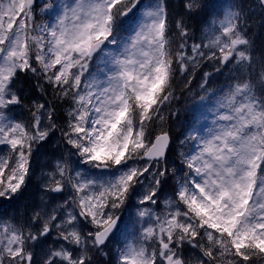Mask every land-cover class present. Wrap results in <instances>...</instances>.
I'll use <instances>...</instances> for the list:
<instances>
[{"label":"snow or ice","instance_id":"1","mask_svg":"<svg viewBox=\"0 0 264 264\" xmlns=\"http://www.w3.org/2000/svg\"><path fill=\"white\" fill-rule=\"evenodd\" d=\"M180 8L173 23L167 0H0V206L52 157L31 215H0V264H264V55L248 34L264 0ZM205 64L210 121L173 137L174 85ZM24 83L58 103L27 102Z\"/></svg>","mask_w":264,"mask_h":264},{"label":"rangeland","instance_id":"2","mask_svg":"<svg viewBox=\"0 0 264 264\" xmlns=\"http://www.w3.org/2000/svg\"><path fill=\"white\" fill-rule=\"evenodd\" d=\"M170 1L173 3V5L175 6V9H176L174 14L172 15V22L174 23L175 19H178V17L175 15V13L179 12L181 10V8H180L181 0H170ZM53 2H55V0H53ZM145 2H148V0H145ZM217 4L218 5H226V2H225V0H217ZM172 13H173V11H172ZM43 19H47V17H44ZM37 22L40 23V22H43V20H38ZM134 23H135V18L127 20L125 27H124V30L121 33V35L123 37H126L127 35H129L131 33V28L133 27ZM198 23H200L199 19L196 21H193L191 24V27L193 29H195V27ZM203 71H212L210 64H205L204 67H202L200 70L197 71V73L199 75L197 77L196 91L199 92V94H200V88L198 86V82L201 79V73ZM194 82H196V80H194ZM175 85H178L179 87H181L182 89L185 90L183 102L187 103V102H189V100L196 101L195 103H193L189 107L188 111L186 112V116L188 117V121L190 122V124H189L190 127L193 124H196L197 120H199L198 126H200L203 129L204 125L210 121V113H209L208 109L212 106V102L211 101H205V102L201 103L199 97H196L191 91H188L189 87L185 86L184 80L182 78L178 79L176 81ZM22 87L25 91V94L27 97V102L30 103L32 100H38L39 102H45V100H47L50 102V100H48L47 94L42 95L41 93H39L34 87H32L31 83H24L22 85ZM49 93H51V92H49ZM174 103H176V100L173 102L171 107H173ZM16 115L21 119H29L30 118V115H29L28 110L26 108L19 109L17 111ZM165 115H166V113H165ZM204 117H208V120L206 121L204 119ZM165 127L168 128V130L170 132L172 131L170 129L169 125L166 124ZM51 159H52L51 156H45L44 154H42L36 160H34V162L38 165L37 171L34 170L35 168L33 165L34 171H33V175L31 176L32 178H35V181H36V184H33V185H35V187H32L34 192L32 194L30 192L27 196H25V201L22 202V207L20 206V209H17L16 216L12 212H11L12 214L7 213V210H6L5 211L6 214L4 215L6 218L15 217V218L23 221V219H25L27 216L31 215L32 208L35 205H38L40 203V197L42 195V189H41L40 185H41L42 180L44 178L42 176V173L49 170L48 165H49V162L51 161ZM121 211H123L125 224L130 226L132 223V220H130V216L134 219L135 209L129 207L127 211H124L123 209ZM121 228L123 229L124 225H122ZM113 250H114V248H113Z\"/></svg>","mask_w":264,"mask_h":264},{"label":"trees","instance_id":"3","mask_svg":"<svg viewBox=\"0 0 264 264\" xmlns=\"http://www.w3.org/2000/svg\"><path fill=\"white\" fill-rule=\"evenodd\" d=\"M167 2H168V5L170 7V12L173 11V14H174V12L176 11L175 6L173 5V3L170 0H167ZM225 2L227 4V3L231 2V0H225ZM244 2L246 4H251V3H254L255 0H244ZM200 29H201V24L198 23L195 27V30H197L199 32ZM248 34H249L250 39L253 41L254 54H255L256 58L259 59L260 56L264 55V26L261 25V17H260L259 9H256L254 11V15L252 16V19L249 21ZM198 75L199 74L196 73L195 78L193 79L191 85L187 86L191 89V92L196 97H199V92L196 91V84H197ZM194 80H196V82H194ZM210 80H211V85H210L211 88L220 89L222 86L225 87L226 84L228 83V74L222 75L219 73H215L210 78ZM174 88H175V92H176L178 99L176 100V103H174L172 109H175L178 111L176 112V115L174 117L169 114L168 109H165V113H166V116L168 117L167 125H169L170 129L172 130L171 134L173 135V137H176V136H180L183 131H186L190 127V125H189L190 122L188 121V117L186 116V112L188 111L189 107L193 103H195L196 101L189 100V102H187V103L183 102L185 90L182 89L181 87H179L178 85H174ZM200 92H201V90H200ZM47 97H48V100H50V102L47 100H45V102H49V103H53V104L58 103L56 101V99L54 98V96L52 95V93H47ZM60 115L62 118L63 110H61ZM59 139H60V136H59V133H57L56 134V140L58 141ZM42 153L45 156H51L50 150L48 152H44V150H42ZM33 165L35 168L34 170H37L38 165L35 162H33ZM28 185L30 187V182L28 183ZM31 186H33V185H31ZM32 192H34V191H32ZM25 196H27V195L24 194L23 196H21L22 197L21 199H23V201H25ZM20 202H19V200H17V204H19ZM5 211H6V204L3 203V205L0 206V215L2 213H4Z\"/></svg>","mask_w":264,"mask_h":264}]
</instances>
